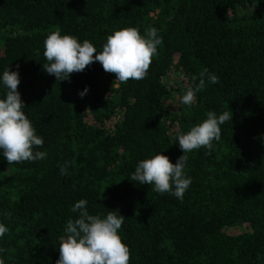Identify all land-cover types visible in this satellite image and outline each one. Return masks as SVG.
I'll list each match as a JSON object with an SVG mask.
<instances>
[{
    "label": "trees",
    "instance_id": "16d2710c",
    "mask_svg": "<svg viewBox=\"0 0 264 264\" xmlns=\"http://www.w3.org/2000/svg\"><path fill=\"white\" fill-rule=\"evenodd\" d=\"M126 27L162 38L144 79L118 82L99 62L64 81L43 70L51 32L100 51ZM0 32V73L18 66L22 110L46 152L19 164L0 157L4 264H55L80 199L90 214L126 218L129 264H264V0H0ZM204 69L220 83L182 104ZM229 110L211 149L184 154L192 183L182 201L128 180L149 154L175 163L178 133Z\"/></svg>",
    "mask_w": 264,
    "mask_h": 264
},
{
    "label": "clouds",
    "instance_id": "9594fccd",
    "mask_svg": "<svg viewBox=\"0 0 264 264\" xmlns=\"http://www.w3.org/2000/svg\"><path fill=\"white\" fill-rule=\"evenodd\" d=\"M161 43L162 38L154 27L147 29L144 35L137 28L126 27L108 35L98 51L88 40L79 42L76 37L61 35L57 30L45 37L43 56L47 62L42 68L57 81H64L71 73L82 72L92 63L99 62L105 72L115 74L118 82L139 81L147 76L152 57ZM192 80L193 84L180 98L186 106L195 103L197 94L203 89L220 83L219 77L207 69ZM19 83L18 66L15 71H10L8 66L0 73V89L4 90L0 97V157L8 164L35 162L46 157L45 151L36 150L44 141L22 110L25 104L17 90ZM88 91L85 86L79 96L83 98ZM231 119L230 110L220 114L209 111L206 119L190 126L186 133L176 135L175 142L183 154L175 163L161 152L149 154L137 161L128 180L151 185L154 192L169 193L182 201L192 183V178L184 171L187 160L184 154L201 147L211 149L213 141L221 138V126L230 123ZM71 211L78 217L70 218L66 223L65 234L59 238V257L55 264H129L130 250L119 235L126 218L118 210L90 214L88 201L80 199ZM8 231L9 228L0 223V238ZM0 264H4L3 259Z\"/></svg>",
    "mask_w": 264,
    "mask_h": 264
},
{
    "label": "rangeland",
    "instance_id": "374dc122",
    "mask_svg": "<svg viewBox=\"0 0 264 264\" xmlns=\"http://www.w3.org/2000/svg\"><path fill=\"white\" fill-rule=\"evenodd\" d=\"M244 9H241L240 12H243ZM3 32H0V49L3 48L4 45V40H3V36H2Z\"/></svg>",
    "mask_w": 264,
    "mask_h": 264
}]
</instances>
